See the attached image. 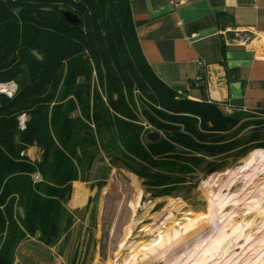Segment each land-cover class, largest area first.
Masks as SVG:
<instances>
[{
  "label": "trees",
  "instance_id": "16d2710c",
  "mask_svg": "<svg viewBox=\"0 0 264 264\" xmlns=\"http://www.w3.org/2000/svg\"><path fill=\"white\" fill-rule=\"evenodd\" d=\"M63 11L80 22L69 23ZM93 72L100 85L105 81V100L95 87L90 91ZM8 82L16 90L11 98L0 92V264H14L19 227L29 216L57 224L49 214L54 202L38 196L34 172L62 195L102 151L155 198L173 196L198 173L223 169L228 158L264 148V119L249 114L264 110L223 112L152 73L129 0H0V86ZM134 91L148 98L138 114ZM152 131L159 133L154 141L146 138ZM31 146L40 149L39 161L27 156Z\"/></svg>",
  "mask_w": 264,
  "mask_h": 264
},
{
  "label": "rangeland",
  "instance_id": "374dc122",
  "mask_svg": "<svg viewBox=\"0 0 264 264\" xmlns=\"http://www.w3.org/2000/svg\"><path fill=\"white\" fill-rule=\"evenodd\" d=\"M243 34V46L264 48V37L239 33L232 39ZM91 77V93L95 87L105 100V81L100 85L94 72ZM0 89L14 93L16 84ZM133 95L138 114L148 98ZM249 114L264 119V113ZM24 119L20 116L21 127ZM26 154L39 161L41 151L31 146ZM78 173L62 195L52 193L39 172L30 175L33 183L41 182L38 196L54 202L49 214L56 215L57 224L29 216L28 225L19 227L23 236L15 245L14 264H264V148L228 158L211 174L198 173L173 196L152 197L141 178L112 166L102 151ZM15 208L23 214L22 207Z\"/></svg>",
  "mask_w": 264,
  "mask_h": 264
},
{
  "label": "crops",
  "instance_id": "0c3cea01",
  "mask_svg": "<svg viewBox=\"0 0 264 264\" xmlns=\"http://www.w3.org/2000/svg\"><path fill=\"white\" fill-rule=\"evenodd\" d=\"M129 7L142 56L164 85L225 111L264 110V48L232 39L264 37V0H129Z\"/></svg>",
  "mask_w": 264,
  "mask_h": 264
},
{
  "label": "water",
  "instance_id": "95a60500",
  "mask_svg": "<svg viewBox=\"0 0 264 264\" xmlns=\"http://www.w3.org/2000/svg\"><path fill=\"white\" fill-rule=\"evenodd\" d=\"M62 15L71 24H77L80 22V19L70 11H63ZM158 137H159L158 132L152 131L146 134V138L151 141L156 140Z\"/></svg>",
  "mask_w": 264,
  "mask_h": 264
},
{
  "label": "built area",
  "instance_id": "2783aa9c",
  "mask_svg": "<svg viewBox=\"0 0 264 264\" xmlns=\"http://www.w3.org/2000/svg\"><path fill=\"white\" fill-rule=\"evenodd\" d=\"M240 32H238V34H239ZM242 33V32H241ZM238 34H236V37H238ZM243 35H245V34H243ZM237 41L239 42V44H241V45H243V44H245V42L247 41V39H246V35H245V37H239L238 39H237ZM208 86V85H207ZM208 91H209V89H208ZM209 101H212L211 99L209 100ZM230 111V110H229Z\"/></svg>",
  "mask_w": 264,
  "mask_h": 264
},
{
  "label": "clouds",
  "instance_id": "9594fccd",
  "mask_svg": "<svg viewBox=\"0 0 264 264\" xmlns=\"http://www.w3.org/2000/svg\"><path fill=\"white\" fill-rule=\"evenodd\" d=\"M0 91H3V89H0ZM7 95L9 96V98H11L12 95H13V92L12 91H9V92H7Z\"/></svg>",
  "mask_w": 264,
  "mask_h": 264
},
{
  "label": "bare ground",
  "instance_id": "6f19581e",
  "mask_svg": "<svg viewBox=\"0 0 264 264\" xmlns=\"http://www.w3.org/2000/svg\"><path fill=\"white\" fill-rule=\"evenodd\" d=\"M252 159L249 160V162L247 163V165L251 162ZM244 170V168H242ZM246 169V168H245ZM250 185V184H249ZM77 196V195H76Z\"/></svg>",
  "mask_w": 264,
  "mask_h": 264
}]
</instances>
